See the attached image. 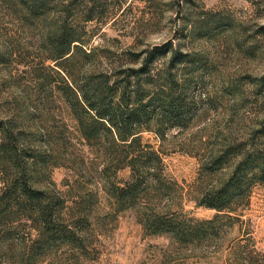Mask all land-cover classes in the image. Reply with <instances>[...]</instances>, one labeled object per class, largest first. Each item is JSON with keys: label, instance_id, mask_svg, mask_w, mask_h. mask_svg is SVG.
Masks as SVG:
<instances>
[{"label": "rangeland", "instance_id": "374dc122", "mask_svg": "<svg viewBox=\"0 0 264 264\" xmlns=\"http://www.w3.org/2000/svg\"><path fill=\"white\" fill-rule=\"evenodd\" d=\"M62 23L77 47L54 60ZM163 43L186 57L154 59L150 83L176 79L192 101L181 125L155 116L130 147L98 124L84 138L88 114L71 107L68 80L111 78L138 65L131 52ZM0 122L30 185L57 196L69 231L40 233L22 211L3 216L1 198L0 264H264V180L222 210L197 205L247 151L264 149V0H0ZM148 152L153 177L143 173L144 189L118 200L126 161ZM218 155L220 167L201 172ZM150 211L180 220L182 233L145 229Z\"/></svg>", "mask_w": 264, "mask_h": 264}, {"label": "trees", "instance_id": "16d2710c", "mask_svg": "<svg viewBox=\"0 0 264 264\" xmlns=\"http://www.w3.org/2000/svg\"><path fill=\"white\" fill-rule=\"evenodd\" d=\"M65 23L60 24L52 38V50L54 60L67 58L71 49L77 47L78 38L73 32H65ZM84 52V51H82ZM85 53V52H84ZM170 53L169 61L180 62L186 57L177 49H172L169 44L147 46L130 53L132 61L138 59L136 67L118 69L110 78L108 74L92 72L83 78V82L77 84L73 79L68 80L70 90L71 107H78L88 114L89 122L85 127L81 125L84 138L88 139L94 124L100 125L104 133L111 137L120 147H130L138 144V128L156 117L157 122L168 124L167 126H179L181 121L189 114L190 103L185 101L186 95L177 91L178 83L171 73L167 79L154 81L151 75V65L157 57ZM67 55V56H65ZM157 108V112L154 111ZM89 133V134H88ZM10 133L0 122V155L2 167H0V199L3 198V216L14 217V214L22 211V215L31 221H36L35 228L40 233L54 234L59 232L62 238H66L69 231L66 228L63 216H61V204L54 193H48L33 188L28 182L25 168L20 161L19 153L15 147L8 145ZM227 151V150H226ZM144 160L139 158L129 159L125 165L129 167L130 177L122 186H114L118 200L131 199L143 190L141 176L147 173L153 177V171L157 164L153 154ZM222 155L209 158L200 165L203 173H211L222 164ZM149 159L147 162L146 159ZM4 161V162H3ZM8 173L4 171L7 168ZM254 179L264 180V149H251L237 163L225 182L217 188L207 186L200 193L197 205L213 208L217 211L228 207L233 200L235 191H241L250 185ZM34 215V217H32ZM142 226L151 233L166 232L172 235L181 234L182 223L172 219L167 214H159L150 211L141 220Z\"/></svg>", "mask_w": 264, "mask_h": 264}]
</instances>
